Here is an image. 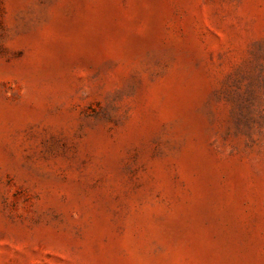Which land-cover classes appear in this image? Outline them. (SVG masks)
I'll list each match as a JSON object with an SVG mask.
<instances>
[{"label": "rangeland", "instance_id": "obj_1", "mask_svg": "<svg viewBox=\"0 0 264 264\" xmlns=\"http://www.w3.org/2000/svg\"><path fill=\"white\" fill-rule=\"evenodd\" d=\"M0 264H264V0H0Z\"/></svg>", "mask_w": 264, "mask_h": 264}]
</instances>
